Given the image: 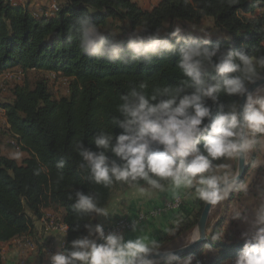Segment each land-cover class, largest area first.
I'll return each instance as SVG.
<instances>
[{
    "label": "trees",
    "instance_id": "1",
    "mask_svg": "<svg viewBox=\"0 0 264 264\" xmlns=\"http://www.w3.org/2000/svg\"><path fill=\"white\" fill-rule=\"evenodd\" d=\"M57 4L58 10L53 15H46L48 9L36 15L35 11L12 0H0V75L13 68L20 69L23 75L34 71L40 75L32 85L26 82L15 85L10 101L0 103L16 144L26 152L19 160L3 154L0 144V244L32 231L35 218L43 216L42 209L51 207L64 210L63 222L68 226L66 246L67 242L87 234L84 223L98 221V216L79 219L69 194L75 190L90 193L97 198L98 206L108 209L116 205L117 195L130 189L139 191L138 187L124 182L104 187L90 181L87 170L80 167L82 159L75 150L76 142L83 141L95 151L92 140L99 132L120 134L122 130L112 124V119L119 116L120 97L130 88L144 82L145 91L151 94L156 86H174L184 78L177 67L178 54L161 53L151 63L128 65L84 55L75 38L67 39L76 18L88 15L102 31L116 33L122 46L128 33L145 26L149 31L161 29L162 38L176 26L184 29L186 37L200 38L205 21L212 19L216 34L210 38L211 45L220 44L254 56L264 55V14L255 15L256 9L264 8V4L256 5L255 0H238L235 4L230 0H159L151 8L141 7L133 0H61ZM220 34L231 39L225 40ZM167 38L175 43V38ZM259 70L264 73V69ZM48 73L67 79L66 94H55ZM240 101L223 93L219 98V103L224 105ZM208 103L215 115L217 105ZM1 135L0 129V138ZM249 136L255 143L242 183L254 168L260 152L262 134L252 137L249 133ZM61 160L65 167L58 170L56 164ZM229 162L232 167H227ZM214 166L217 175H233L237 157L220 158ZM41 168L46 171L37 175L36 171ZM161 182L164 190L172 186L168 181ZM263 182L262 166L254 184ZM241 184L228 200L242 193ZM139 186L145 192H159L145 181H140ZM204 205L194 194L193 200L185 199L179 209L170 211L166 232L149 246L154 245L157 250L168 239L189 233L200 219ZM223 220L221 217L215 223L209 221L208 239L180 259L191 256L194 257L191 264H223L235 258L244 239L223 238ZM77 225L79 229L74 230ZM99 242L103 243L100 239ZM178 261L162 264H178Z\"/></svg>",
    "mask_w": 264,
    "mask_h": 264
},
{
    "label": "clouds",
    "instance_id": "2",
    "mask_svg": "<svg viewBox=\"0 0 264 264\" xmlns=\"http://www.w3.org/2000/svg\"><path fill=\"white\" fill-rule=\"evenodd\" d=\"M237 2L230 0L231 4ZM255 4H264V0H255ZM201 31L200 38L186 37L184 29L176 26L162 38L161 29L149 31L145 26L128 33L122 46L116 33L102 31L88 15L76 18L67 39L75 38L84 55L128 65L151 63L161 53L178 54L177 67L184 77L174 86L154 87L151 94L145 91L144 82L130 88L120 97L119 116L112 119L122 130L120 134L99 132L92 140L95 151L83 141L76 142L80 167L87 170L90 181L104 187L124 182L141 193L146 190L139 186L140 181L159 191L165 189L161 181H168L176 189L194 190L195 197L212 205L232 189L226 174H215L214 162L242 157L255 143L248 134L264 135V95L250 87L264 80L259 70L264 69V55L211 45L213 34ZM167 37L175 38V43ZM221 93L243 103L220 104ZM209 101L217 105L215 115ZM56 167L63 170L65 162L59 161ZM40 171L46 169H38L36 174ZM68 199L74 201L72 209L79 219L109 215L90 193L75 190ZM83 228L87 234L59 248L51 255V264H153L156 249L145 237L125 240L121 233L105 234L100 223H84ZM78 229L79 225L74 230ZM67 233L64 225L60 230L63 240ZM95 237L103 243H97ZM242 238L244 244L234 264H264V206L257 210L255 231L250 238L243 233ZM168 258L172 262L180 256L173 252ZM192 259L188 257L184 264H191Z\"/></svg>",
    "mask_w": 264,
    "mask_h": 264
},
{
    "label": "crops",
    "instance_id": "3",
    "mask_svg": "<svg viewBox=\"0 0 264 264\" xmlns=\"http://www.w3.org/2000/svg\"><path fill=\"white\" fill-rule=\"evenodd\" d=\"M12 1L15 4H21L28 7L35 11V13L39 10L41 15L45 10L48 9L47 11H49L53 3L56 2V0ZM158 1L159 0H157L156 4ZM56 4L57 3H55V5ZM53 14L54 12H52L51 15ZM260 14H264V8L256 9L255 15ZM263 86H261L256 92H259ZM8 156L18 158L16 154H9ZM19 160L21 159L19 158ZM262 166L264 167V135L260 138V152L256 164L247 175L244 183L241 184L242 193H236L233 199H227L226 202H223V199L221 214L215 218V220H217L223 217L224 220L221 236L229 241L243 239V233H248V236L250 237L255 231L257 210L261 206H264V182L261 185H255L254 179L259 172V168ZM259 179H262L261 175L259 176ZM183 189L184 188L176 189L174 186H171L164 191L144 193H141L136 189H130L115 197L114 202L116 205H112L107 209L109 213L108 217L98 216L97 223H100L105 227L119 217L129 216L134 218L140 212L150 213L158 207H162L167 200L181 193ZM190 193V197L188 195L185 196L187 201L193 200V192L190 191ZM42 211L43 216L39 219L35 218L32 231L0 244L2 264H51V255L59 248L65 246L67 236L63 240L60 234V230L66 225L63 222L64 210L61 208L55 209L44 207ZM237 213H239L240 218H237ZM169 216L170 211H164L155 217H148L137 225L135 231L125 233L123 236L125 240L145 237L146 242L150 245L168 229ZM152 220H154L153 223H151ZM95 239L97 240V243H102L99 242V237H95ZM234 259L235 258H230L224 261L223 264H234Z\"/></svg>",
    "mask_w": 264,
    "mask_h": 264
},
{
    "label": "rangeland",
    "instance_id": "4",
    "mask_svg": "<svg viewBox=\"0 0 264 264\" xmlns=\"http://www.w3.org/2000/svg\"><path fill=\"white\" fill-rule=\"evenodd\" d=\"M58 2H59V0L58 1L56 0L55 3H58ZM134 2L138 3L141 7L151 8L152 6H154L156 4L157 0H136ZM36 12H37L36 15L40 14L39 10ZM51 14H52V12L46 13V15H51ZM213 27H214L213 20L208 19L205 21V24L202 26L201 30L210 32L212 34H216V30H214ZM48 74H50L51 84L53 86L55 94L58 96L66 94L68 92V81H67V79H65L63 77H59V76L56 77V75L52 74V73H48ZM38 77H40V75H38L35 71L23 75L21 73L20 69H15V68L9 69L5 73L1 74L0 75V103H7L8 101H10L11 95H12V89L15 85L23 84L25 82L32 85ZM258 94L264 95V86H263V88H261V90H259ZM0 129L2 131V135L0 138V144H1V149L4 151V152L2 151V153L5 155L6 154H8V155L9 154L10 155L16 154L18 159L19 158L22 159L23 157H25L26 152L16 144V141H14V137L10 131V124L8 123V120L6 118V112H4V110H1V109H0ZM251 154H252V149H250L248 151L249 158H250ZM227 167H232L231 162H229ZM236 168H237V166H236ZM219 170H221V169H219ZM231 176H233V175H229L228 178ZM231 193L227 194L225 196L224 201L221 200L220 202H218L217 204H215L213 206V209H212V212L210 215V220H209L210 222L215 223V221H216L215 218L218 217L219 214H221L223 202L227 201V199L229 198ZM185 194L190 197L191 193H190L189 189H183V191L180 194H178L182 197L183 201L185 200V198H184L186 196ZM194 231H195V227L187 234H183V235H180L178 237H172L171 239H168L163 244V246L157 250H171V249H175V248H178L180 246H183V245L189 243L194 236ZM231 259H233V258H231ZM185 260H186V258L181 259L180 262H178V264H184ZM193 260H194V257L191 261H193Z\"/></svg>",
    "mask_w": 264,
    "mask_h": 264
},
{
    "label": "water",
    "instance_id": "5",
    "mask_svg": "<svg viewBox=\"0 0 264 264\" xmlns=\"http://www.w3.org/2000/svg\"><path fill=\"white\" fill-rule=\"evenodd\" d=\"M264 85V80H261L257 82L256 84L251 85V89L253 91H257L261 86ZM239 103H243V100ZM249 135V134H248ZM250 138V136H249ZM252 154L249 158L248 152L244 154L242 157H237V168L233 176L229 177V182L233 184L232 189L228 192L230 194L231 192L234 191V189L242 183L244 177L246 176L247 170L250 165V160H251ZM223 187V185H222ZM212 204H207L205 203L204 208L202 210L200 219L198 220L196 226H195V231H194V236L192 240L178 248L171 249V250H156L152 254V260L153 263H162V262H169V253H177L180 258L183 256L187 255L188 253L194 251L195 249L199 248L202 246V244L208 239V222L210 219V215L213 209Z\"/></svg>",
    "mask_w": 264,
    "mask_h": 264
},
{
    "label": "built area",
    "instance_id": "6",
    "mask_svg": "<svg viewBox=\"0 0 264 264\" xmlns=\"http://www.w3.org/2000/svg\"><path fill=\"white\" fill-rule=\"evenodd\" d=\"M56 10L57 8L55 7V3H53V5L51 6L48 12H55ZM182 203H183L182 197L180 195H176L173 198L167 200L162 207H158L157 209L151 211L150 213L140 212L134 218L129 216L119 217L116 220H114L110 225L104 227L105 234H108L110 232H117L124 235L126 232L133 230V226H135L136 228L139 223H141L148 217H155L156 215L164 211L177 210L180 208Z\"/></svg>",
    "mask_w": 264,
    "mask_h": 264
},
{
    "label": "bare ground",
    "instance_id": "7",
    "mask_svg": "<svg viewBox=\"0 0 264 264\" xmlns=\"http://www.w3.org/2000/svg\"><path fill=\"white\" fill-rule=\"evenodd\" d=\"M55 7H56L57 10H58V4H56ZM57 10H56V11H57ZM54 13H55V12H54ZM0 109H1V108H0ZM1 110H3V109H1ZM14 141H15V140H14ZM14 141H13V142H14Z\"/></svg>",
    "mask_w": 264,
    "mask_h": 264
}]
</instances>
